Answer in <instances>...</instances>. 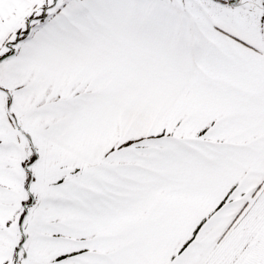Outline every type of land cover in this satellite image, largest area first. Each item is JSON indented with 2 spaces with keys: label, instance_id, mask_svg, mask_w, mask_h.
Here are the masks:
<instances>
[{
  "label": "snow or ice",
  "instance_id": "snow-or-ice-1",
  "mask_svg": "<svg viewBox=\"0 0 264 264\" xmlns=\"http://www.w3.org/2000/svg\"><path fill=\"white\" fill-rule=\"evenodd\" d=\"M0 264H264V0H0Z\"/></svg>",
  "mask_w": 264,
  "mask_h": 264
}]
</instances>
